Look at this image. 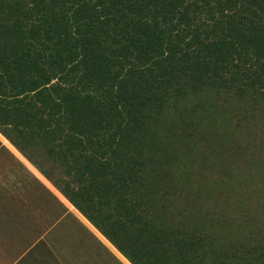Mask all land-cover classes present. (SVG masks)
I'll use <instances>...</instances> for the list:
<instances>
[{"label":"trees","instance_id":"16d2710c","mask_svg":"<svg viewBox=\"0 0 264 264\" xmlns=\"http://www.w3.org/2000/svg\"><path fill=\"white\" fill-rule=\"evenodd\" d=\"M0 133L132 264H264V0H0Z\"/></svg>","mask_w":264,"mask_h":264},{"label":"crops","instance_id":"0c3cea01","mask_svg":"<svg viewBox=\"0 0 264 264\" xmlns=\"http://www.w3.org/2000/svg\"><path fill=\"white\" fill-rule=\"evenodd\" d=\"M0 264H132L0 133Z\"/></svg>","mask_w":264,"mask_h":264}]
</instances>
